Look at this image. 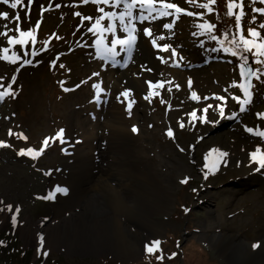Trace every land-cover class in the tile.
<instances>
[{
	"label": "rangeland",
	"instance_id": "374dc122",
	"mask_svg": "<svg viewBox=\"0 0 264 264\" xmlns=\"http://www.w3.org/2000/svg\"><path fill=\"white\" fill-rule=\"evenodd\" d=\"M171 2L187 11L203 13V16L181 14L178 20L174 16L167 17L151 24L147 22L144 27L161 28L162 32L168 33H165L166 39L162 44H172L173 34L180 33L181 25L192 24L194 31L191 36H198L201 50L200 53L192 51L194 47L190 43L191 50L184 47L183 56L189 64L185 72L194 74L192 77L196 86L189 88L184 77L173 75L171 54L157 57L151 49L149 56L156 63L152 67V76L143 83L145 90L141 91L126 79H121L119 98L126 103L129 97L136 102L137 109L133 118H127L126 127L130 131L129 125L134 123L138 128L140 143L145 146L144 153L151 157L148 164L159 170L158 173L154 170L142 171L135 152L125 158V162L137 172L134 184L138 192L137 216L127 219L126 223L129 233L137 239L138 247L137 255L130 257L123 245L114 244L111 235L115 232L109 225L103 228V241L98 240L99 232L91 227L85 235L86 239L84 234L76 232L74 236L64 237V241L55 246L48 244L46 231L55 233L59 225L65 223L60 216L67 217L69 222L76 221L77 215L68 209H81L76 206L81 201L71 191L76 164L74 150L68 143V132H73L72 139H82L84 133L75 125L76 114L70 116V113L77 111L87 128L99 121V134L104 133L101 125L106 121L107 114L103 112L102 116L97 114L98 117L94 118L96 108L91 103L99 99L93 96L97 90L93 85L100 83L91 74L95 69L106 72L112 67L114 70L106 74L115 85L116 79L130 70L134 61V68L137 67V54L141 55L146 46L143 34L138 37L131 59L126 51L120 50L122 55L119 52L114 59L103 60L96 54L94 34L87 29L93 21L83 20L73 13L95 17L97 5L83 4L80 0H31V3L22 0L17 9H11L10 4L5 5L0 0V12L7 11L10 17L8 20L0 19V33L7 25L9 36H19L17 28L30 30L39 22L35 44L29 38L24 46L9 45L6 37L0 35V49L8 47L9 55L16 51L21 57L15 64L0 59V91H7L11 84L15 92L14 96L0 100V141L10 145L0 147V209H3L0 211V237L10 230L16 237L14 243L23 251L8 259L0 251V264H27L22 259L26 251L32 254L28 264H256L257 252L264 248L261 243L264 241V169L256 171L258 165L251 161L250 153L257 146L264 149V138L247 132L245 125L254 129L259 125L260 129H264V118L256 115L264 113V74L255 79L252 103L246 106V111L241 112L239 104L232 99L233 95L242 97V92L238 87H231L230 97L222 103L225 105L224 117L219 115L218 105L221 102L217 100V116L210 119L207 113L208 122H202L199 117L204 115L202 110L210 103L206 97L208 91L217 89L222 94V87L226 88L234 81L240 82L241 77L239 58L223 50L213 51L219 48L218 42L207 33L200 35L197 25L210 21L216 25L213 34L222 39L225 30L238 31L236 20L234 16L225 15L227 0H217L211 13L197 6L208 0H196L192 4L186 0ZM56 4L61 7L56 8ZM243 4L246 13L242 18L244 35L248 36L249 28H255L264 35V29L259 28L264 24V15L254 11L264 7V4L260 0H256L255 4L252 0H243ZM234 11L238 13L239 8ZM17 13L20 16L18 22L14 20ZM170 22H174L173 29H165L163 25ZM107 23L104 22L105 27ZM106 35L110 42L111 35ZM178 47L182 49L183 44ZM33 49L37 52L36 56L31 55ZM24 52L29 53L26 58L32 61L31 64L22 63ZM246 55L250 59L252 53ZM161 57L167 63H162ZM253 63L254 67L264 70V66L256 61ZM205 74L216 75L219 82L204 83L202 78ZM147 81L153 84L163 81L164 84L163 87L149 89ZM100 85H106L108 95L117 93L107 84ZM126 90H131L129 95H122ZM150 90L153 96L145 99ZM193 92L198 95V100L191 98ZM193 110H199L197 119L188 115ZM232 113L237 115L233 117ZM181 121L183 128L179 127ZM169 128L174 138L168 136ZM60 129L64 130L62 139L55 136ZM9 130L13 135H9ZM19 133L27 139L18 138L16 134ZM46 137L54 139H49L38 157L18 154L20 149H39ZM72 139L71 145L79 142L74 140L72 143ZM136 142L137 135L131 136L129 145L135 146ZM97 145V166L104 167L106 156L102 152L103 143ZM214 148L228 155L212 153L208 157L209 167L205 168V156ZM212 163H216L214 174ZM206 172L209 175L207 179ZM185 178H188L187 183H182ZM57 185L66 187L67 194L56 192ZM50 191L54 194L53 198L44 199ZM164 200L166 209L159 210V204ZM9 204L12 205L11 211L6 207ZM85 204L83 207L86 208ZM17 207L20 209L18 214L15 211ZM98 214L102 215L103 210H98ZM13 215L17 216L15 225L11 220ZM234 236H238V243L233 245L225 241L227 237L233 241ZM155 240L161 243L153 253H149L146 246H153L152 241ZM253 249L255 252L251 253ZM161 250L162 261L157 258Z\"/></svg>",
	"mask_w": 264,
	"mask_h": 264
},
{
	"label": "bare ground",
	"instance_id": "6f19581e",
	"mask_svg": "<svg viewBox=\"0 0 264 264\" xmlns=\"http://www.w3.org/2000/svg\"><path fill=\"white\" fill-rule=\"evenodd\" d=\"M97 15L98 13L96 14V16ZM92 23H94V20ZM92 23L87 26V29L91 27ZM146 23L147 22H145V24ZM191 25V23H184L180 27V33L178 31L176 34H173L174 40L172 44H169L171 45V48H169L168 51H163L161 48H157L151 43L152 38L164 36L165 33L166 35L168 33L164 31L162 32L161 28L159 27L148 26L153 30V37L150 38L145 35L142 36L144 42L146 43V46H144L141 55L139 53L137 54V67L134 68V61L132 63V67L130 66L129 68L130 70H126L121 76L116 79L115 85H113L108 78L109 74H106L107 72L114 70V68L107 66L110 68L107 69V71L105 70L106 72H103V70L101 69H95V71L92 72L91 75L97 78L96 81H98V83L102 85L107 84L108 87L111 86L113 88V91H116L117 93L108 95L105 88L106 85L101 86V91L98 92V90H96V92L93 93V96L99 99L98 102L91 103L92 105L95 104L94 108H96L94 118H97L98 115L102 116L103 112H106L107 114L106 121L101 125L104 132L102 134H99L100 132L98 131L99 121L97 122V125L92 126L91 128H87V126H85V121L81 120L78 117L77 111L74 110L70 113V116L73 115V113L76 114L77 123L75 125L78 126L79 131L82 130V132L84 133L82 134L84 135L82 139L77 137H74L76 139H72L71 135L73 134V132L68 130V135L70 136V141L68 143L72 147L70 149L74 150L73 154L76 164V170L74 173H72V177H74V179L71 191L74 192L77 198L81 201H78V204L76 205L81 209H79V211L70 208L68 209V211L72 210L74 211V214L77 215L76 221L71 220L69 222L67 217H59L65 223L59 225L55 233H52L50 230L46 231L48 232V244L55 246L54 244H58L59 242L64 241V237L70 235L74 236L76 232V234H84V238L86 239L87 237L85 235H87V233L89 232L88 229L91 227V229H94L96 233L99 232L100 239L98 240L103 241L105 240L103 239L104 237L101 236V234H103L102 231H104L103 228H105V225H109V227L115 232L111 235L114 244L118 243L119 245H123L125 252H127V254L129 253L130 257H134L135 255H137V239L133 234L129 233L130 228H128L129 226L126 223L127 219L135 218V216H137L136 199L138 192L136 193L137 187L134 185L137 180V172L136 170H134L132 165L130 166L125 162V158L135 152L137 155V164H139V168L142 171L149 172V170H154L156 171V173H158L159 170L157 168L153 169V167L148 164V162L151 161V157L146 156L144 153L143 148L145 146L140 143L138 136V133H140L138 132L139 130L135 132L132 130L135 126L134 123L129 125L130 131L126 127V122L128 120L127 118H133V112H135L137 109L135 107V101L134 103H132V106L129 109V102L133 101L132 99L129 100V97L127 98L126 103L119 98L118 93H120L122 90L121 79H126L130 83L134 84V86L139 88V90L144 91L145 87L143 83L152 76V67H154L156 63L154 60H151V57L149 56L152 50L157 57L171 54V72L174 76L184 77L187 80V84L189 79H191L192 88L195 85L194 78L192 77L194 74L189 71L185 72L186 68H189V64L187 63V59L185 58V56H183L184 47L191 50L189 44L192 43L191 47H194L192 51H196L199 53L201 47L198 45V36L196 34H193V36H191V33L194 31ZM94 37L96 38V35H94ZM162 41L163 40H157V43L160 45L165 44H162ZM180 44H183L182 49L178 47ZM173 48L176 49L179 55H173ZM117 51L118 53L120 52V55H122L118 47ZM160 61L162 63H167L164 62L166 61L164 59L163 61ZM114 63L119 64V62H117L116 60H114ZM177 64L179 66H176ZM148 69H151V71H148ZM94 73H99V78L98 76L93 75ZM202 81L204 83H212V81L219 82V78L214 74L211 76H207L205 74L203 75ZM231 85L226 88L222 87L223 95L219 94L217 89H211L208 91L206 97L210 100L209 104L213 105V107L208 111V118L212 119L213 117L217 116L215 106H217L218 99H216V97L225 96L228 99L230 97L229 95L231 92ZM225 89H228V91H224ZM227 99L226 101H218L222 104L226 103ZM117 100H119L120 102ZM136 129L138 128L136 127ZM134 135H137V145L130 146L129 139H131V136ZM71 139L73 140L72 143H74V140H77L79 142H77L76 145H71ZM99 142L103 143L102 152L106 156L104 167L97 166L98 158L95 155V152L96 150H98L97 144ZM85 202L86 208L83 207ZM164 202L165 200L160 202L159 210L166 209ZM98 210H103V214L99 215ZM75 211H77V213H75ZM63 215H65L64 212ZM70 217H72V214H70ZM108 221L109 224L107 223ZM238 239V236H234L233 241H231L229 237H227L225 241L234 245L235 243H238ZM261 243L264 244V241ZM253 252H255L254 249L251 250V253ZM257 253L258 254L255 257V263L264 264V248L262 251Z\"/></svg>",
	"mask_w": 264,
	"mask_h": 264
},
{
	"label": "snow or ice",
	"instance_id": "6c2138e0",
	"mask_svg": "<svg viewBox=\"0 0 264 264\" xmlns=\"http://www.w3.org/2000/svg\"><path fill=\"white\" fill-rule=\"evenodd\" d=\"M83 4L92 3L94 5H97V12L98 15L93 18L91 16H83L80 12H74V15L81 16L83 20L87 21H93L94 23L91 24V27L88 28L89 32H92L94 35H96L95 39V49L96 54L103 60L108 59H114L119 53L117 51V46L120 47V50L126 51L128 54L129 59L132 57V53L134 51V48L136 46L138 37L140 34H143L147 37H153V30L151 27H144L145 22L153 23L157 20L167 18V17H175L176 20H178L181 16V14L188 15V16H194V15H200L203 16V13H194L191 11H187L185 8L180 7L177 3L171 2V0H80ZM187 3L192 4L196 3V0H186ZM217 0H208L207 3H201L197 4L198 7L202 9H207L209 13L214 11V8L212 7L214 4H216ZM256 0H252V3L255 4ZM2 3L5 5H9L11 9H17V6L22 3V0H2ZM29 3H31V0H29ZM261 4H264V0H260ZM103 5V6H101ZM56 8L61 7L60 4L55 5ZM106 8L110 10H106ZM239 8V12L236 13L234 9ZM49 10H51V6H49ZM255 12H258L262 15H264V7L255 8ZM227 16H234L236 20V28L238 29L237 32H229L225 30L223 32V38L220 39L216 35L213 34V30L216 28V25L211 23L210 21H205L204 23H200L197 25V27L201 30L200 35H204L207 33L212 40H216L219 44V48L213 49V51H220L223 50L225 53H230L233 57L239 58V75L241 77L240 82H233L231 85L232 87H238V89L242 92V97L238 95H233L232 99H234L238 104L241 112H244L247 110L246 106L250 105L252 103L253 99V92L252 88L254 85L252 84V79H260V76L264 74V70H262L261 67H253L249 64V56L246 55V53H252V58L256 61L257 64L264 66V35L261 34V32L255 28H249L248 29V36L244 35V28L242 25V18L246 15L244 12V4L243 0H227L226 4V13ZM9 12L3 11L0 12V19L8 20ZM15 21L20 20L19 13L16 14L14 17ZM107 21V26L105 27L104 22ZM253 21H255V17H253ZM138 25L140 26L138 28ZM5 31L3 33H0V35H3L7 39V43L9 45H21L24 46L28 43L29 38L31 39L32 43L35 44L36 42V31L39 28V22L37 25L30 29V30H20L19 28L16 29V31L19 32V36L12 35L9 36L8 32L9 29L7 25L4 26ZM165 29L172 30L174 27V22L165 23L163 25ZM260 29H264V24L259 25ZM118 29L120 34H118ZM111 35V40L109 42L108 35ZM166 39L165 36H159L156 38L151 39V43L153 46L157 48H161L163 51H168L169 48H171V45L169 44H163L160 45L157 43V40H164ZM47 44V41L44 42ZM254 50V51H253ZM0 59L8 61L10 63L15 64L18 60L21 59L20 55L17 54L16 51H12L11 55H9V48L4 47L0 49ZM173 55H179L177 53L176 49H172ZM28 52H24V58L22 63L24 65L31 64L32 61L27 59ZM32 56H36L37 52L35 49L31 51ZM161 60L163 61V57H161ZM166 62V61H164ZM53 64L55 61L52 62ZM61 67H64V65H60ZM176 66H179L178 64ZM148 71H151V69H148ZM93 75L99 76V73H94ZM15 82V78H13V83ZM149 86V89L156 88V87H163L164 82L158 81L157 84H153L152 81L146 82ZM188 86L191 88L192 81L189 79ZM98 92L102 90L100 84L93 85ZM177 88L180 86L177 84ZM66 91L69 89H65ZM171 89H169L170 91ZM131 90H126L122 95H129ZM224 91H228V89H225ZM157 95L159 93H156ZM9 95H15V92L12 90L11 84L8 85L7 91H0V100H3L6 96ZM153 96V92L150 90L147 95L145 96V99H148L149 97ZM192 99L198 100V95L193 92ZM216 99L220 101H226L227 97L225 96H218ZM162 103H164L163 100H161ZM132 103L134 101L129 102V109L132 106ZM170 107V105H169ZM213 105L209 104L207 107H205L202 111L204 115L202 117H199V119L202 122H208L207 120V113L210 108H212ZM224 109L225 105L220 104L218 105V111L219 115L221 117H224ZM197 111L199 110H193L190 114H188L192 119H197ZM237 113H232V116L235 117ZM258 118H264V113H257L256 114ZM192 119L189 120V123L192 122ZM218 122V121H217ZM215 123V122H214ZM179 127L183 128L184 123L181 121L179 123ZM134 132L137 131L136 127L134 126L132 129ZM245 130L251 134H254L256 136H259L261 138H264V129H260L259 125L254 128H250L247 125H245ZM63 129H60L56 132L55 136L63 138ZM167 134L170 137H173V131L171 128L167 130ZM9 135H13L12 131L9 130ZM18 138L27 139L26 136L23 135V133L16 134ZM49 139H54L46 137L45 140L42 142V146L39 149H35L32 147H29L27 150L20 149L18 154H26L33 158L38 157L42 154L44 151V148L47 146ZM0 147H10L9 144H7L6 141H0ZM194 147V146H193ZM183 151V149H181ZM214 152H219L220 156H227L228 153L221 152L219 149H211L210 152L205 156V168L209 167L208 163V157L212 155ZM251 161L256 163L258 165L256 171H260L261 169H264V149L261 148V146H257L256 150L250 153ZM211 168H216V163L211 164ZM47 174V173H46ZM208 173H205V179H207ZM188 178H185L182 183H187ZM56 192H60L63 194H67L68 189L66 187H62L57 185L55 187ZM54 194L53 192H49L48 196L43 197L44 199L53 198ZM8 211L12 210V205L6 206ZM3 209H0L2 211ZM16 213L18 214L20 212L19 207L16 208ZM13 225L17 223V216L13 215L11 217ZM41 244L43 243V236L40 237ZM0 243H3L0 241ZM161 241L155 240L152 241L153 246H146L147 251L149 253H153L160 245ZM259 245H254V247H258ZM47 255V253H44ZM175 255V253H173ZM158 260H163L164 256L162 254L157 257Z\"/></svg>",
	"mask_w": 264,
	"mask_h": 264
},
{
	"label": "trees",
	"instance_id": "16d2710c",
	"mask_svg": "<svg viewBox=\"0 0 264 264\" xmlns=\"http://www.w3.org/2000/svg\"><path fill=\"white\" fill-rule=\"evenodd\" d=\"M211 171L214 174V170L212 169ZM0 241L3 242L0 243V251L2 252V254L6 255V259L16 257L17 253H20V251H22L17 247V244L14 243V241H16V237L13 236V233L10 230L8 232L5 231V233L0 237ZM6 247H8V249H4ZM30 253L31 251H26L23 253L24 257L22 259L24 263H29L32 256V254ZM0 261H2V259H0Z\"/></svg>",
	"mask_w": 264,
	"mask_h": 264
},
{
	"label": "water",
	"instance_id": "95a60500",
	"mask_svg": "<svg viewBox=\"0 0 264 264\" xmlns=\"http://www.w3.org/2000/svg\"><path fill=\"white\" fill-rule=\"evenodd\" d=\"M253 62H254V61H252V59L250 58V59H249V64H250L251 66L254 67V63H253ZM254 79H255V78L252 79V84H253V85H254ZM252 90H253V88H252Z\"/></svg>",
	"mask_w": 264,
	"mask_h": 264
}]
</instances>
